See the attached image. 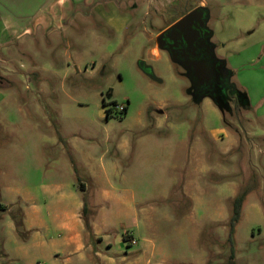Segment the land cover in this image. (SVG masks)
<instances>
[{"label": "rangeland", "instance_id": "obj_1", "mask_svg": "<svg viewBox=\"0 0 264 264\" xmlns=\"http://www.w3.org/2000/svg\"><path fill=\"white\" fill-rule=\"evenodd\" d=\"M94 1L87 16L0 51V263L41 260L16 243L62 252L81 233L122 264H264V60L249 61L258 46L238 57L248 104L229 68L234 52L264 42V0H106L100 13ZM193 8L207 12L217 63L201 88L161 40ZM114 14L129 17L124 29L110 25Z\"/></svg>", "mask_w": 264, "mask_h": 264}, {"label": "crops", "instance_id": "obj_2", "mask_svg": "<svg viewBox=\"0 0 264 264\" xmlns=\"http://www.w3.org/2000/svg\"><path fill=\"white\" fill-rule=\"evenodd\" d=\"M106 0H98L96 6L97 12L102 11V2ZM115 2H121L123 0H114ZM94 0H0V51L7 49L8 41L12 37L19 34H31V35H44L52 34L56 30L65 27L70 24L75 15L80 12L84 16H87V11L94 5ZM136 7V6H135ZM195 9V8H193ZM84 13H83V12ZM120 20V21H119ZM129 17H119L114 14V20H110V25L114 22H120V26L117 31L124 29L128 23ZM255 33L252 30L250 34ZM238 46L244 45L242 41L237 42ZM258 46V50L256 49ZM244 50L236 51L233 53L235 59L229 64V68L234 73L235 79L239 84L240 89L244 92L247 104V96L250 94L247 84L243 83L239 76V71L243 67V63L238 57L249 52L252 48L256 49V53L249 61L255 63L258 59V63L264 60V42L256 43L254 46L245 45L242 47ZM246 93V94H245ZM248 93V94H247ZM250 99V98H249ZM264 99L262 95L259 99ZM90 229L93 236H96L93 225H90ZM30 241H28L29 243ZM32 244V243H31ZM63 251L60 252L55 248L53 243L40 242L36 245H28L25 242L16 243L14 251L17 253L28 254L29 250H38L43 256L41 260H35V264H122L125 263V258L121 260H115L110 257L100 256L98 252H94L90 246V242H86L82 239V234H76L73 239L63 240ZM91 254L92 256H89ZM6 259L0 264H11L13 260L19 262V260L12 259L7 254ZM16 264V263H13ZM19 264H26L19 262ZM31 264V263H27Z\"/></svg>", "mask_w": 264, "mask_h": 264}, {"label": "water", "instance_id": "obj_3", "mask_svg": "<svg viewBox=\"0 0 264 264\" xmlns=\"http://www.w3.org/2000/svg\"><path fill=\"white\" fill-rule=\"evenodd\" d=\"M208 16L207 12L201 8L194 9L193 11L189 12L187 15H185L183 18L176 21L174 24H172L169 28H167L162 34H161V40H169L168 43L170 44L175 43L174 41L176 38H182L183 42L185 43L187 50H195V48H198V44L202 43L205 39L209 37L210 31L203 28L205 27V24H207ZM199 30H203L204 33ZM189 36L190 40L187 38ZM169 44V46H170ZM169 46L167 48H169ZM174 46H170V49ZM164 48V46H162ZM169 49V50H170ZM177 56V57H176ZM191 57H178V55L172 56L171 59L177 58L180 61H186L187 64H189L193 70H195L196 75H201L203 73H206L205 67L206 65L204 62H195L193 56L190 54ZM183 59V60H182ZM175 60V59H174ZM143 69L148 70L147 76L154 80L159 81L154 77L152 74V71L149 67H144Z\"/></svg>", "mask_w": 264, "mask_h": 264}, {"label": "flooded vegetation", "instance_id": "obj_4", "mask_svg": "<svg viewBox=\"0 0 264 264\" xmlns=\"http://www.w3.org/2000/svg\"><path fill=\"white\" fill-rule=\"evenodd\" d=\"M193 10L194 9L187 11L181 17L177 18V20H175L172 24H174L176 21H178L179 19L183 18L185 15H187L189 12H191ZM172 24H169L168 26H166L165 29L169 28ZM204 29L208 30L207 24H205V27L203 28V30ZM203 30H199L200 33H201V31L204 33ZM187 38L189 39L190 37L187 36ZM207 38H204L205 40L201 44L199 43L198 44V48H195V50H192V49L187 50V47H186L185 43L183 42L182 38L181 39L180 38H176V40L174 41L175 43L172 42V44H170V42L168 43L169 40H165V41L162 40V46H164L163 49L166 50L167 54L170 57H171V54H172V56L178 55V57H181V58L184 59L185 56L186 57H191L190 56V54H191L193 56L195 62H204V64L207 66V67H205L206 73H203L201 75L195 76L196 75L195 70H193L192 67L189 64H187L186 61H180L177 58H174L175 60L173 59V62H175L176 64L178 63L183 68H188L190 70L191 74H190L189 77H191V78L193 77V79H195L196 85H198V88L205 87L206 85H209L212 82L214 83V79H213L212 75H213V73H214V71L216 69L217 63H216V61L213 58V54L211 52L210 47H208L206 45ZM169 44H170V46H172L174 44V46L170 49ZM168 46H169V48H167ZM208 65H210L212 67L211 71L209 70L210 67H208ZM192 82H193V80H192ZM114 112H116V111H114ZM125 113H126V111H125ZM106 114H107V117H108L111 114V110L108 109Z\"/></svg>", "mask_w": 264, "mask_h": 264}, {"label": "trees", "instance_id": "obj_5", "mask_svg": "<svg viewBox=\"0 0 264 264\" xmlns=\"http://www.w3.org/2000/svg\"><path fill=\"white\" fill-rule=\"evenodd\" d=\"M192 10V9H191ZM183 15V14H182ZM181 15V16H182ZM179 16V17H181ZM178 17V18H179ZM177 20V19H175ZM174 20V21H175ZM174 21H172L171 23L169 24H172ZM168 24V25H169ZM167 25V26H168ZM126 111V109H125ZM245 197H246V193L243 192V193H240L238 196H236L233 201H232V213H231V217L229 219V227H230V231L231 233L234 232V228H235V225L239 222L240 220V217H241V210H242V205H243V202L245 200ZM86 213V205L84 204L83 205V208H82V216H84V214ZM85 228L86 229H90V226L89 224L85 223ZM126 238V237H125Z\"/></svg>", "mask_w": 264, "mask_h": 264}, {"label": "built area", "instance_id": "obj_6", "mask_svg": "<svg viewBox=\"0 0 264 264\" xmlns=\"http://www.w3.org/2000/svg\"><path fill=\"white\" fill-rule=\"evenodd\" d=\"M125 108H126L125 106H118V107L116 106L115 107V111H116L115 113L117 115H122V114L124 115L125 114Z\"/></svg>", "mask_w": 264, "mask_h": 264}]
</instances>
